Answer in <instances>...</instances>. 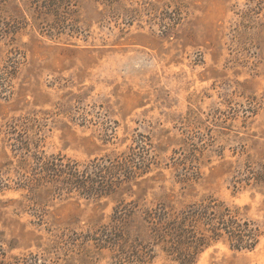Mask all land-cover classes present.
I'll return each mask as SVG.
<instances>
[{"label": "rangeland", "instance_id": "obj_1", "mask_svg": "<svg viewBox=\"0 0 264 264\" xmlns=\"http://www.w3.org/2000/svg\"><path fill=\"white\" fill-rule=\"evenodd\" d=\"M75 3L64 27L28 18L16 56L0 40L6 258L177 264L159 248L142 263H118L94 239L118 198L140 208L217 198L239 207L262 235L250 251L213 244L195 264H264V0H122L114 9ZM138 147L141 169L120 196L28 186L53 158L85 164Z\"/></svg>", "mask_w": 264, "mask_h": 264}, {"label": "trees", "instance_id": "obj_2", "mask_svg": "<svg viewBox=\"0 0 264 264\" xmlns=\"http://www.w3.org/2000/svg\"><path fill=\"white\" fill-rule=\"evenodd\" d=\"M15 1L0 0V40L8 42L14 56L19 54L16 36L29 24L28 18L37 27L57 28L66 26L75 13V0H22V10ZM93 1L112 9L122 2ZM145 4L147 11H156L155 3ZM9 6L11 14H7ZM139 150L140 147L137 152L131 149L114 156H101L85 164L53 158L42 162L38 176L28 186L35 191L50 187L59 195L77 193L93 199L120 196L123 185L131 182L141 169L138 162L144 157ZM117 201L110 222L101 230V238L94 241L97 248L108 249L118 263H142L154 255V248H159L177 264H195L213 244L222 242L236 251H250L262 235L259 226L243 217L239 207L217 198H204L182 208L162 202L140 208L135 200L127 202L118 198ZM0 264L54 263L33 254L8 260L0 245Z\"/></svg>", "mask_w": 264, "mask_h": 264}]
</instances>
